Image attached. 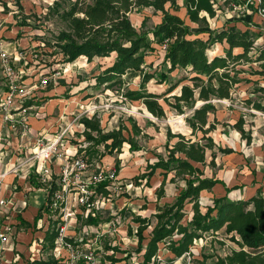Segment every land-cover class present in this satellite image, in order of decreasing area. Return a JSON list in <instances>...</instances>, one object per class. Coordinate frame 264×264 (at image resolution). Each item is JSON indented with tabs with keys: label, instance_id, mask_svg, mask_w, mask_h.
Here are the masks:
<instances>
[{
	"label": "rangeland",
	"instance_id": "obj_1",
	"mask_svg": "<svg viewBox=\"0 0 264 264\" xmlns=\"http://www.w3.org/2000/svg\"><path fill=\"white\" fill-rule=\"evenodd\" d=\"M261 2L264 7V0ZM3 3H6L7 7H4ZM55 3H59L57 10L54 9ZM217 5L220 10L214 18H208V26L205 27L189 23L183 9L178 14L186 20L195 34L206 40L208 32L221 29L227 23L242 29L243 25L253 26V19L258 15L256 5L261 4L258 0H241L237 9L224 7L222 1ZM61 14L62 0H0V50L8 57L6 62L9 76L6 82L9 81L10 85V91L0 95V187L5 182L4 176L9 174L16 176V181L23 184L19 186L18 182L16 183L18 191L22 187L26 193L29 175L32 173L40 174L41 179H50L52 174L65 175L71 182L67 209L62 214V221L66 220L67 235L74 239V243L70 244L71 247H59L56 252L59 264H109L107 257L112 255L113 251H108V247L119 249L115 254L118 259L125 257V252L132 253L131 258L120 264H140L142 258L134 253L138 240L128 235V225L137 228V225L131 222L133 214L150 217L156 212L155 190L163 177L158 171L152 178L150 187H146L145 182L137 187L132 178L146 172L148 162L157 161L156 154H164L168 129L172 133L190 136L191 130L186 123L190 111L180 115L165 104L164 98L180 94L182 85H192L187 79L191 74L177 69L169 75L167 83L159 84L156 77L148 84L149 92L163 96L173 85L183 81L173 93L159 99L165 108L166 118L158 120L148 115L141 101L131 102L121 96V93L126 91V86H123L120 94L106 90L104 86H96L95 77L101 69L111 64L113 57L95 58L92 62H88L87 58H79L69 64L63 62L59 50L53 48L55 38L67 28ZM145 17L149 18L145 28L147 30H151L161 21V14L151 9L133 13L131 21L140 29ZM262 19L264 21V18ZM23 21H26L28 26H20ZM148 41L153 42L151 35ZM263 43L264 32L256 45L260 47ZM153 46L156 50L147 58V64L150 65V73H158L167 69L164 64L166 45L155 42ZM224 46L217 43L208 54L211 57L223 54ZM252 67L261 70L258 63ZM239 68L249 71V66ZM245 77L260 80L264 86V80L258 76L250 77L246 74ZM123 79L129 89H138L140 74L135 71L128 72ZM252 86L243 84L232 100H215L217 111L209 115L210 121L217 120L220 123L210 134L217 147L231 148L234 153L222 155L215 149L216 167H206L205 173L208 177L222 180L229 188L237 187L228 193L229 198L234 201L249 198L256 193L257 184H262L260 180L264 183V114L248 108L243 102L248 97L254 98L250 94ZM31 102L35 105L30 104ZM169 102L174 103L172 99ZM94 115L98 116L106 131L114 130L121 123L132 130L130 121L133 120L149 137L137 138L141 146L138 152H131L125 144L121 154H115L113 157L107 155L95 161L93 165L77 169L69 160L75 157L80 147L75 144L84 140L80 134L83 127L79 122L82 117L91 118ZM240 118L245 121L244 129L246 135L251 137L250 143L232 128ZM124 134L127 136V133ZM201 136L199 134V137ZM83 145L85 144L82 143ZM211 153L208 152V164L212 159ZM118 160L117 170L115 165ZM99 175L104 181H109V195L95 198L91 212L99 217L100 223L87 226L84 222L87 207L82 206L80 202L79 190L84 187L90 195L95 189L92 185L94 177ZM172 176L169 175L167 180V198L161 203L173 202L179 191L178 186L184 185L181 181L178 185L169 183ZM14 187L15 184L9 194L11 197L6 199L5 211L7 210L10 216L12 210H9V207H15L12 198L17 190H14ZM260 190L264 197V187ZM224 195L225 188L219 185L212 191L201 194L200 204L203 207L212 205L215 197ZM144 203H147L146 210H142ZM78 215L83 216L82 222L78 221ZM221 242L223 244H220ZM233 247L235 245L222 235H206L204 239L195 242L192 248L193 257L186 256L174 264H197L195 260H202L204 254L212 257L208 261L211 263L216 256L224 257L229 254ZM8 248L4 245L0 251V264H16L14 260L6 258ZM14 256L17 257L16 251ZM89 257L91 259H88ZM160 257L165 263L171 256L163 251Z\"/></svg>",
	"mask_w": 264,
	"mask_h": 264
},
{
	"label": "trees",
	"instance_id": "obj_2",
	"mask_svg": "<svg viewBox=\"0 0 264 264\" xmlns=\"http://www.w3.org/2000/svg\"><path fill=\"white\" fill-rule=\"evenodd\" d=\"M179 1L62 0L61 17L67 23V28L55 38L53 48L59 50L63 62L67 64L82 57H86L88 62L95 58L113 57L111 64L101 69L95 77L96 86H104L106 90L118 94L126 86V91L121 96L131 102L141 101L147 111L158 120L166 118L165 108L159 99L173 93L183 81L173 85L163 96L149 92L148 84L156 77L159 84L167 83L169 75L177 69L191 74L187 79L192 85H182L180 94L164 98L165 104L180 115L190 111L186 118L191 130L190 136L172 133L168 129L164 154H156L157 161L148 162L146 172L132 178L137 187L144 182L146 187H150V182L158 171L163 177L155 190L156 212L150 217L133 214L131 222L137 228L128 225V235L138 240L134 253L142 258L140 264H174L186 256L193 257L192 248L195 242L204 239L206 235L216 237L218 234L235 247L224 257L216 256L211 263L208 261L212 257L204 254L202 260H195L197 264H264V197L261 190L258 189L255 195L247 199L234 201L229 198L228 193L237 187L229 188L222 180L208 177L205 173L206 167H216L215 149L222 155L234 153L231 148L217 147L210 136L220 124L217 120H209V115L217 111L214 101L232 100L243 84H252L250 94L254 98L248 97L243 102L248 108L264 114V86L260 80L245 77L249 74L250 77L258 76L264 80V44L260 47L256 45L261 33L227 23L221 29L208 32L205 40L191 30L178 12L184 9L183 13L186 11L189 23L205 27L208 26V18H214L220 10L218 0H183V6H180ZM239 1L241 0H225L223 5L229 7L237 5ZM3 5L7 7L6 3ZM55 7L57 10L59 3H55ZM144 9L161 14V22L151 30L145 29L148 17L143 19L140 29L131 21L133 13H140ZM20 26L26 27L28 24L23 21ZM150 35L153 42L148 41ZM155 42L166 45L164 64L167 69L150 73L147 58L155 52ZM217 43L225 45L224 53L211 57L208 51ZM255 63L259 64L261 70L253 69L252 65ZM241 66H249V71L239 68ZM132 71L140 74L137 90L129 89L123 79ZM7 91L0 68V95ZM169 98L174 103H170ZM30 104L35 105L32 102ZM130 122L132 130L121 123L114 130L106 131L97 115L91 118L82 117L79 123L83 130L80 134L84 138L82 143L86 146L83 147L81 142L75 144L80 146L77 158L88 166L107 155L113 157L121 154L125 144L131 152L140 151L137 138L149 136L143 133L135 121ZM244 124V119L240 118L232 128L250 143L251 137L246 135ZM199 134L202 136L199 137ZM209 151L212 152V159L208 164ZM115 168L118 170L119 160ZM171 174L173 176L169 183L178 185L181 181L184 185L178 186L179 193L173 202L161 203L167 197L166 185ZM29 180L35 189H43L47 195L46 205L39 210L36 220L43 216L44 211L52 212L49 227L41 243V253L47 259L35 260L29 264H58L54 250L60 237V228L64 226L60 211L65 208V203L62 202L58 209H51L52 197L58 191L56 176H53V181L49 184L39 182L38 176L33 174ZM92 185L95 189L92 190L94 193L90 202H94L98 196L108 197L109 181L93 182ZM217 185L224 186L226 195L215 197L212 205L203 207L200 204L201 194L212 191ZM146 209L147 203L142 207V210ZM92 214L95 213L91 212L84 221L87 226L100 223L99 217ZM77 218L82 222L83 216L78 215ZM63 242L73 244L74 239L63 237ZM107 250L113 251L107 257L109 264H120L132 255L131 252H125L126 256L118 259L115 254L119 249L108 247ZM163 251L171 256L165 263L160 257Z\"/></svg>",
	"mask_w": 264,
	"mask_h": 264
},
{
	"label": "crops",
	"instance_id": "obj_3",
	"mask_svg": "<svg viewBox=\"0 0 264 264\" xmlns=\"http://www.w3.org/2000/svg\"><path fill=\"white\" fill-rule=\"evenodd\" d=\"M179 4L180 6H183V0H180ZM253 20H254L253 26L252 25L250 26V24L248 26L243 25L244 29L248 27L252 31L254 32L257 31L262 35L264 32V21L262 17L260 15H256V17H254ZM229 24L233 25L231 23ZM256 25L258 26V28ZM82 58H86V57H82ZM32 174L34 176L36 175L34 173ZM31 175H29V179ZM4 178H5V182L2 183L1 191H2V196L5 199L11 197L9 194L12 191L13 184H15L14 190H17V192L14 194V197L12 198L15 207L14 209L13 207L11 209V206L9 207L10 208L9 210H12L13 217L9 215L10 213L7 210L0 217L2 220L1 224H2L3 233L9 234L10 231V235H11L8 238L7 243L5 244L7 247H9L8 250L6 251V258L9 260H14L16 264H29V262L35 260H42V259L46 260L47 256L41 253L42 250L41 243L44 239L45 232L49 227V219L51 217L52 212L44 211L43 216L40 219L36 220L39 210L46 205L47 202L46 192L43 189L40 190L35 189L30 184L29 179H28V187L26 189L27 193L23 192L22 187L21 190L18 191V185L16 183L18 182L19 186H23V184H21V181H16L15 179L16 176L9 174V175H5ZM260 182H262V184H257L258 186L256 189V193L258 189L264 187L263 181L260 180ZM15 251L17 252V257L14 256ZM54 257L58 260V264H59V259L55 256V253H54Z\"/></svg>",
	"mask_w": 264,
	"mask_h": 264
},
{
	"label": "built area",
	"instance_id": "obj_4",
	"mask_svg": "<svg viewBox=\"0 0 264 264\" xmlns=\"http://www.w3.org/2000/svg\"><path fill=\"white\" fill-rule=\"evenodd\" d=\"M220 1H222L224 3L225 0H218L217 3H220ZM258 2H260L261 5H256V9L258 12V15H260L262 18H264V7H262V2L261 0H258ZM217 7V5L215 6ZM234 9H237L238 5H233L231 6ZM7 54L4 53L2 50H0V68L2 71V76L6 81V78H8L9 76V68H8V64H7ZM6 85L8 87V91L4 92V93H8L10 91V85H9V81L6 82ZM48 155H46L47 157ZM44 157V158H46ZM48 158V157H47ZM70 164H74L76 166L77 169H83L86 167V165L83 163V161L79 158H77V153L75 155V157L73 159L69 160ZM68 173H69V169H68ZM36 174V173H35ZM38 176V180L39 182L43 183V184H49L50 182L53 181V174L51 175L50 179H41V175L40 174H36ZM70 175H72V173H70ZM95 181L94 183H100L103 180V178L101 177V175L99 176H95ZM57 187H58V191L55 193V195L52 197L51 200V209H58L59 206L62 204V202L65 203V208L60 211V219L62 221V213H65L66 209H67V195H68V191H69V186H70V182L71 179L67 178L65 175H61V176H56V180H55ZM88 187V186H87ZM82 192V193H80ZM93 191L91 192L90 195H88L87 191H85L84 187L79 190V196H80V202L82 204V206L87 207V215L86 217L91 213L92 211V206H93V202H90V197L93 195ZM7 208L6 206V199L2 196V191H1V187H0V217L3 215L5 209ZM93 216H96L95 214H92ZM63 222L65 223V225L60 228V237L58 238L57 242H56V248L54 250L55 256L58 258V256L56 255V252L58 251L59 247L65 246V247H71L70 244H66L63 242V237H67V222L66 220L63 219ZM2 220L0 218V251L3 249V246L7 243L8 238L11 236L10 235V231L9 234L8 233H3L2 231ZM8 232V231H7ZM88 259H91V257H89Z\"/></svg>",
	"mask_w": 264,
	"mask_h": 264
},
{
	"label": "bare ground",
	"instance_id": "obj_5",
	"mask_svg": "<svg viewBox=\"0 0 264 264\" xmlns=\"http://www.w3.org/2000/svg\"><path fill=\"white\" fill-rule=\"evenodd\" d=\"M147 113H148V115L152 116L149 112H147Z\"/></svg>",
	"mask_w": 264,
	"mask_h": 264
},
{
	"label": "water",
	"instance_id": "obj_6",
	"mask_svg": "<svg viewBox=\"0 0 264 264\" xmlns=\"http://www.w3.org/2000/svg\"><path fill=\"white\" fill-rule=\"evenodd\" d=\"M199 105H201V104H199ZM199 105H198V106H199Z\"/></svg>",
	"mask_w": 264,
	"mask_h": 264
}]
</instances>
